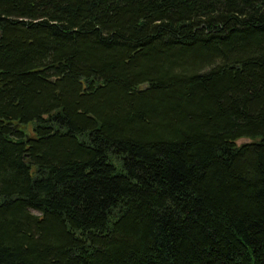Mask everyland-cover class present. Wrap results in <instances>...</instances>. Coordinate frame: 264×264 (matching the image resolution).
I'll use <instances>...</instances> for the list:
<instances>
[{
  "label": "trees",
  "instance_id": "1",
  "mask_svg": "<svg viewBox=\"0 0 264 264\" xmlns=\"http://www.w3.org/2000/svg\"><path fill=\"white\" fill-rule=\"evenodd\" d=\"M0 264H264V0H0Z\"/></svg>",
  "mask_w": 264,
  "mask_h": 264
},
{
  "label": "rangeland",
  "instance_id": "2",
  "mask_svg": "<svg viewBox=\"0 0 264 264\" xmlns=\"http://www.w3.org/2000/svg\"><path fill=\"white\" fill-rule=\"evenodd\" d=\"M244 142H247V140H245V139H240V140L236 141L237 144L244 143Z\"/></svg>",
  "mask_w": 264,
  "mask_h": 264
}]
</instances>
